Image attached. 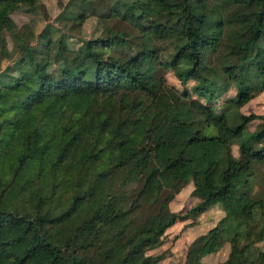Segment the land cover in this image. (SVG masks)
Segmentation results:
<instances>
[{
	"label": "trees",
	"instance_id": "trees-1",
	"mask_svg": "<svg viewBox=\"0 0 264 264\" xmlns=\"http://www.w3.org/2000/svg\"><path fill=\"white\" fill-rule=\"evenodd\" d=\"M38 2L0 0V264H91L86 250L150 209L134 241L99 262L126 264L217 190L228 196L214 223L210 253L227 245L217 264L263 258L264 114L240 108L264 90V0H67L55 24L17 26L12 9ZM88 16L98 27L70 47L62 29ZM146 146L150 168L133 160ZM187 185L199 200L162 221ZM238 203L248 214L230 209ZM31 231L22 253L7 250Z\"/></svg>",
	"mask_w": 264,
	"mask_h": 264
},
{
	"label": "rangeland",
	"instance_id": "rangeland-1",
	"mask_svg": "<svg viewBox=\"0 0 264 264\" xmlns=\"http://www.w3.org/2000/svg\"><path fill=\"white\" fill-rule=\"evenodd\" d=\"M66 1L67 0H39L38 4L34 7H30L26 4H18L12 9L10 16L17 26L26 23L31 25L33 31L36 32L45 23H56L54 21V16ZM97 24L95 17L88 16L81 23L76 24L72 29H61L64 35H66L68 45L75 48L81 43L82 39L91 35V33L98 27ZM165 78L168 84L174 85L177 88L180 87L176 78L169 71L166 72ZM232 93L233 90H228L226 92L228 95ZM240 109L245 113L253 112L258 115H263L264 90L250 98ZM257 122L258 119H253L248 124V129H252ZM170 133L171 129L169 128L166 130L164 138L167 139ZM148 149L149 146H146L133 158V160L143 157L147 163V167L150 168L153 166V162L148 153ZM232 151L236 154L235 146L232 147ZM255 171L258 176H264V163L256 166ZM141 181L142 178L139 179V183ZM197 183L200 194L203 196L206 192L205 178L203 174L198 175ZM190 189L191 185L185 186L182 192L176 193L173 198L164 205L162 221H165L172 211L183 212L199 200V198H195L189 194ZM213 194V197L209 200L210 202H213L206 208V210L200 212L194 217L192 222H190L191 220L189 219L172 224L165 229L159 242L154 247L147 249L143 254H138L132 257L126 264H142L145 255L152 257L157 253L163 254V258L158 264H181L182 260H185L186 264H192L196 253H206L201 259V264H217V262L225 255L227 245L223 244L219 250L210 253V251L214 250L216 247L214 223L222 215L218 201L227 200L228 196L224 190L213 191ZM230 209L233 212L248 214V209L241 203L233 205ZM149 211L150 209L137 213L133 217L132 222L124 226L121 233L114 240L86 250L84 256L90 259L91 264H99L105 256H111L120 243L126 241L133 242L142 219ZM188 221L190 224H188ZM3 237L4 234L0 232V240ZM35 240L36 231H31L26 234L19 244H14L7 250L19 255L28 246L33 244ZM255 244L264 250V230L256 237ZM5 250L6 249L0 250V258ZM255 264H264V257L258 259Z\"/></svg>",
	"mask_w": 264,
	"mask_h": 264
}]
</instances>
